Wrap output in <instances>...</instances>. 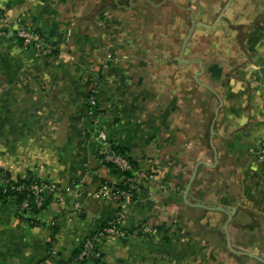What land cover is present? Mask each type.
Wrapping results in <instances>:
<instances>
[{"label":"crops","instance_id":"1","mask_svg":"<svg viewBox=\"0 0 264 264\" xmlns=\"http://www.w3.org/2000/svg\"><path fill=\"white\" fill-rule=\"evenodd\" d=\"M1 16L0 172L61 193L36 225L0 201V264H68L122 211L91 197L112 179L98 135L141 171L154 167L123 227L158 230L107 238L102 264H264V0H0ZM17 17L52 55L19 45ZM184 29L174 56L168 36Z\"/></svg>","mask_w":264,"mask_h":264},{"label":"built area","instance_id":"2","mask_svg":"<svg viewBox=\"0 0 264 264\" xmlns=\"http://www.w3.org/2000/svg\"><path fill=\"white\" fill-rule=\"evenodd\" d=\"M0 21L3 25H9L10 21L1 16ZM15 26V38L21 40L23 47L31 46L33 51L42 55H52L53 49L48 46L44 37L38 32L30 30L22 20L21 17H17L15 20L11 21ZM2 30H0V36H2ZM98 81L95 78H89V89L86 100V122L94 126L99 117L98 113V98H97ZM97 138L102 139V145L98 152V155L103 158V160L111 165H113L120 172H127L132 170L131 165L123 155L112 150L110 144L105 142V138L102 135H98ZM264 155V144L262 145V150L259 154V162H261ZM154 167L149 166L144 171L133 172L134 177L132 179H124L121 177L119 179H110L103 181L98 189L92 193L91 197L96 200H104L108 202H116L119 204L122 210L116 218L111 219L105 223V226L98 229L92 236H88L83 243V247L79 255L73 258L70 264H77L82 260L95 256L97 257L98 252H94L95 246H99L107 238H136L144 234L157 235L158 230L151 228L146 225H136L131 228L123 227V211L128 206H131L139 194L141 193L142 181L144 179H152L154 177ZM128 184L127 188H123ZM123 186V187H122ZM23 187H19L16 190H22ZM29 194L33 199V202L37 208H40L43 203V193L47 191L55 196V198L60 196L61 188L53 183H32L28 187ZM83 192L79 188H75L72 193L73 199V209L76 212L80 211V199ZM28 203L24 201L22 208H27ZM128 230V232L124 231Z\"/></svg>","mask_w":264,"mask_h":264},{"label":"trees","instance_id":"3","mask_svg":"<svg viewBox=\"0 0 264 264\" xmlns=\"http://www.w3.org/2000/svg\"><path fill=\"white\" fill-rule=\"evenodd\" d=\"M34 32H36V31H34ZM16 40L18 41L20 46H23L21 40H19L17 38H16ZM25 48L33 50L31 46H27ZM89 125H91V124H89ZM110 146H111L112 150H114L115 152L119 153L120 155H123L124 157H126L128 162L130 163L131 169H132L130 171L122 173V172L118 171L113 165L105 162L103 160V158L99 156L101 161L104 163V165L110 171L112 179H119L121 177H124V179H132L134 177L133 172L141 171L137 167V165H135L126 156V154L124 153L123 150L119 149L118 147H116L114 145H110ZM262 159L263 160L261 161V165H262V168L264 169V155H263ZM32 183L40 184V183H45V182L37 180L36 178H34L32 176H26V177H23L20 179H12L5 172H0V201L13 203L16 207V210H17L19 216L25 218L26 222L29 223L30 225H36L37 224V221H36L37 216L55 199V196L53 194L45 191L43 193L42 206L40 208H37L33 202V199L31 198V196L29 194V191H28V187ZM127 186H128V184H126L124 187L123 186L122 187L126 189ZM19 187H23V189L22 190H16ZM24 201H27V203H28L27 208H22V204ZM104 226H105V224L102 227H104ZM124 231L128 232V230H124ZM95 232H93L90 236H92ZM86 239L87 238L83 239L80 242L79 248H78L77 252L73 255L72 259L79 255V253L82 250L83 243ZM94 252L95 253L98 252L99 255L97 257L90 256V257L82 260L81 262H77V264H85L87 262H92L95 264H102V256L100 255V253L98 251V246H95ZM70 262L68 264H70Z\"/></svg>","mask_w":264,"mask_h":264},{"label":"water","instance_id":"4","mask_svg":"<svg viewBox=\"0 0 264 264\" xmlns=\"http://www.w3.org/2000/svg\"><path fill=\"white\" fill-rule=\"evenodd\" d=\"M192 30H193L192 27L189 28V29H188V32H187V34H186V36H185V38L182 40L180 54H182L183 49H184L186 43L188 42V40H189V38H190V36H191ZM191 181H192V179L190 180L189 184H188L187 187L185 188V192L188 191ZM184 198H185V196H184ZM226 215H227V222H226V224H225L224 232H225V237H226L227 248H228V249H231V248H230V244H229L228 233H227V230H226V226H227V224H228V222H229V220H230V214H229V213H226Z\"/></svg>","mask_w":264,"mask_h":264},{"label":"rangeland","instance_id":"5","mask_svg":"<svg viewBox=\"0 0 264 264\" xmlns=\"http://www.w3.org/2000/svg\"><path fill=\"white\" fill-rule=\"evenodd\" d=\"M172 25L174 26L175 24H172L171 21H168V32H170L171 30H173V28H172L173 26ZM184 33H185V29L179 33V37H177V39H173L172 37L168 36V41H170V43H174V44H170V45H172V47L175 46V49H176L175 52H174V54H173L174 56H177V53H178V50H179V47H180L179 45L181 44V40H182V35ZM169 38H171V40Z\"/></svg>","mask_w":264,"mask_h":264}]
</instances>
